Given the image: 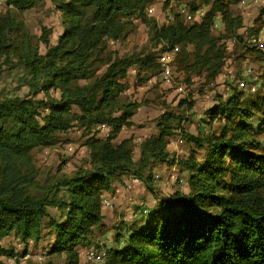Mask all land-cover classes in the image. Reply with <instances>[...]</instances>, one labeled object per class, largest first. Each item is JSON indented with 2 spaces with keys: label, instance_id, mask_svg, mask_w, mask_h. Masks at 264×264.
<instances>
[{
  "label": "trees",
  "instance_id": "obj_1",
  "mask_svg": "<svg viewBox=\"0 0 264 264\" xmlns=\"http://www.w3.org/2000/svg\"><path fill=\"white\" fill-rule=\"evenodd\" d=\"M40 1L5 0L6 11L0 12V78L5 69L19 66L28 86L24 97L0 99V241L14 234L23 243H38L48 217L53 227L48 254L80 264L81 248L92 244L95 229L103 225V198L114 180L133 168L137 173L138 163L168 158L167 138L173 134L164 116L158 135L142 142L135 162L132 140L116 142L138 106L122 93L129 87L131 66L144 72V81L161 65L155 52L111 54L105 71L96 76L97 54L111 40L123 39L133 18H141L164 48L192 46L195 69L214 78L226 60V42L248 34L236 33L241 17L232 7L241 0H192L188 9L193 15L208 8L201 20L188 21L177 10L172 22L161 26L147 19L153 0H51L68 25L54 45L46 32L40 37L46 46L42 53L17 18ZM219 14L224 30L215 34ZM210 114L224 123L219 135L191 137L205 154L187 165L189 192L161 197L145 219L126 229L120 248L107 250L103 264H264V94L246 98L234 92ZM74 123L89 132L106 123L111 132L87 139L88 168L47 188L37 180L33 151L57 144ZM51 207L62 211L59 220L51 216ZM2 254L12 252L0 247Z\"/></svg>",
  "mask_w": 264,
  "mask_h": 264
},
{
  "label": "rangeland",
  "instance_id": "obj_2",
  "mask_svg": "<svg viewBox=\"0 0 264 264\" xmlns=\"http://www.w3.org/2000/svg\"><path fill=\"white\" fill-rule=\"evenodd\" d=\"M191 1L153 0L146 10L147 19L156 21L159 26L168 24L172 22L174 13L180 7H191ZM263 5L264 0L253 7L243 8L239 3L232 7L233 13L241 17V25L236 33L248 35L245 38L242 34L244 38L236 36L226 42L227 57L221 72L214 78H207L199 69H195L192 46L179 47L178 50H175L177 46L164 48L165 43L152 39L153 34L148 23L141 18H133L131 31L123 39L111 40L106 50L97 54L93 65V74L96 76L105 71L111 54L137 57L155 52L156 60L161 65L158 70L150 69L149 71L155 74L153 76L149 74L144 81L141 80L144 72L139 73L138 66L133 65L129 68L127 76L129 87L122 94L126 100L135 102L138 106L131 125L122 129L116 142L130 138L133 158L138 162L142 142L150 136L158 135L159 122L164 116L169 118L173 134L167 138L168 158L138 163L137 173L133 168L114 180L103 198L108 199L110 205L102 206V212L108 207L112 214L103 213V225L95 229L92 244L80 250V264H97L86 257V251L92 248L96 250L120 248L127 237L126 229L129 230L141 219H145L161 197L175 192H189L187 165L192 160H201L205 154V149L191 137L207 139L213 134H220L224 120L210 117V112L220 101L226 100L234 92H243L246 98L264 94V56L257 52L264 49L260 44L248 41L250 35H255L264 43V15L260 14ZM207 9L205 6L196 9V12H199L195 15L196 20H201ZM5 11V0H0V12ZM17 18L21 23L20 27L28 31L32 41L39 43L42 53L46 52V46L39 42L40 37L46 32L50 45H54L68 25L65 15L51 0L40 1L34 7L19 12ZM222 20V14L215 16V22H218L220 27L214 30L215 34L224 30ZM162 60L171 62L173 74L169 81L157 78L162 70ZM249 67L252 68V73L248 72ZM241 82H244V87L240 85ZM254 84L258 87L252 92L251 86ZM27 93L24 69L19 66L5 69L0 78V99L11 96L24 97ZM51 93L54 96L58 95L55 90H51ZM74 124L66 133L59 135L60 141L57 144L33 151V159L38 170L37 180L47 188L81 168H88L90 147L87 139L91 136L106 138L111 132V126L106 123L94 126L90 132L78 123ZM262 136L264 141V134ZM63 191L64 188H60V194ZM49 211L56 220L61 218L62 211L57 207H51ZM50 222V218H44V235L38 243H23L14 234L3 238L0 247L12 252V255L2 254L0 260L4 264H65L64 255L48 254L53 232ZM119 233L122 236L120 240ZM25 250L28 253L26 256ZM40 255L43 256L41 261L37 259Z\"/></svg>",
  "mask_w": 264,
  "mask_h": 264
},
{
  "label": "built area",
  "instance_id": "obj_3",
  "mask_svg": "<svg viewBox=\"0 0 264 264\" xmlns=\"http://www.w3.org/2000/svg\"><path fill=\"white\" fill-rule=\"evenodd\" d=\"M261 2H262V0H241L240 6H242L243 8H246L249 6L253 7V6L259 5ZM178 11L184 17V19H186L188 21L189 20L190 21L196 20L195 15L199 13V12H196L195 15H193L189 11V9L186 8L185 6L180 7ZM214 25L216 28H220L218 22H215ZM248 39H249L248 41L251 43L260 44V46L264 49V43H263V40L260 39V37H256L255 35H250ZM178 49H179V46H177L175 48V50H178ZM170 63L171 62L169 60H162V62H161L162 70H161V73L159 74V76L157 77L159 80L169 81L170 78L172 77L173 71H172V68L170 66ZM248 72L252 73L251 67L248 68ZM254 79L256 80L257 78L254 77ZM240 85L242 87L245 86L244 82H241ZM257 87H258V85L254 84L253 86H251V91L255 92L257 90ZM103 205H105V206L110 205V202L108 201V199L105 198L103 200ZM106 252H107V250H105V249L96 250V249L92 248V249L86 251V257H87V259L94 261L97 264H103L105 261V258H106ZM37 259L39 261H41L43 259V256L40 255V256H38Z\"/></svg>",
  "mask_w": 264,
  "mask_h": 264
},
{
  "label": "crops",
  "instance_id": "obj_4",
  "mask_svg": "<svg viewBox=\"0 0 264 264\" xmlns=\"http://www.w3.org/2000/svg\"><path fill=\"white\" fill-rule=\"evenodd\" d=\"M106 196H108V193L106 194ZM115 202H116V200H115ZM115 209H117V207H115ZM103 211H104L103 213L108 212V213H111L112 214V210L111 209H108V207H105V210H103Z\"/></svg>",
  "mask_w": 264,
  "mask_h": 264
}]
</instances>
